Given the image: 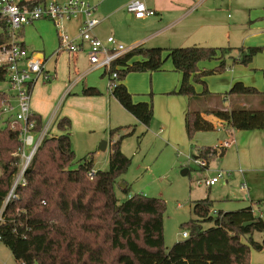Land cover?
I'll list each match as a JSON object with an SVG mask.
<instances>
[{
  "label": "trees",
  "instance_id": "16d2710c",
  "mask_svg": "<svg viewBox=\"0 0 264 264\" xmlns=\"http://www.w3.org/2000/svg\"><path fill=\"white\" fill-rule=\"evenodd\" d=\"M5 40L0 34V44ZM234 50L236 56L231 55ZM261 51L259 47L163 49L138 46L115 63L119 67L118 83L111 95L142 126L148 127L153 118L152 102L132 101L123 83L129 73L158 72L170 61L174 71L181 74L175 94L188 100L204 98L211 95L205 88L204 78L222 73L226 59L233 65L247 66ZM205 61L219 64L212 70L200 71L198 64ZM196 84L203 86L201 94L195 93ZM82 95L96 97L100 92L88 87L82 90ZM226 95L258 97L260 108L206 110L203 115L188 110L184 124L189 140L197 132L215 129L204 115L213 116L234 131H264L261 93L236 82ZM3 98L0 93V102ZM30 119L34 121V131L40 132L41 118L32 114ZM56 127L61 134L42 139L24 172V185L17 186L16 197L2 212L0 243L10 251L16 264H251L250 250L264 249V213L263 217H258L251 207L213 212L209 198L194 202L195 218L180 226L187 229L188 237L166 249L164 201L129 195L127 185L124 188L119 185L120 177L131 165V159L121 152V142L131 136L133 130L111 143L108 169L94 172L90 179L94 153H89L77 162L76 169H71L75 156L68 133L69 119H58ZM120 130H111L110 136ZM21 146L17 131L0 127V209L20 170L18 150ZM224 150L197 148V154L209 164L212 159H220ZM116 186L122 199L116 195ZM245 223L250 224L243 226ZM205 224L210 226L205 228ZM255 233L262 236L261 241L253 240Z\"/></svg>",
  "mask_w": 264,
  "mask_h": 264
},
{
  "label": "crops",
  "instance_id": "0c3cea01",
  "mask_svg": "<svg viewBox=\"0 0 264 264\" xmlns=\"http://www.w3.org/2000/svg\"><path fill=\"white\" fill-rule=\"evenodd\" d=\"M45 1L63 3L66 0ZM83 1L97 7L95 17L100 23L95 28L94 34L99 39L112 36L113 29L104 30L101 26L118 14H126V18L132 19L137 25L145 26L149 22H153L158 26L157 31L149 35L132 36L129 39V48L146 46V48L172 49L187 47L189 45L186 44L192 40L191 43L194 45L190 47L221 48L225 45H240L241 42L243 45L262 48V51L254 57L249 65L235 66L230 72L208 81V85L211 82L217 83L218 90L212 91V94H220L225 101L224 95L233 84L241 82L244 86L254 88L262 94L264 110V0H146L143 4L154 11L155 16L145 19H135L133 16H129L122 5H116L113 1ZM132 1L139 0H127V4ZM99 7H101L100 12ZM79 25L80 21L78 20L67 24L66 28L71 35H74ZM19 41L30 53H35L37 57L44 60V73L50 76L49 81L38 79L34 84L30 100L31 112L41 118L42 125L45 122L51 123L50 135L53 136L61 134L56 127V121L61 118L69 119L70 141H72L71 137L75 136V138L72 137L73 143L77 144V138L80 136L83 138L85 147H89L88 149L92 151L99 139L105 137L106 132L109 131L110 134V131L119 125L120 113L117 106L120 104L114 99L108 88L105 90L103 85L96 82L95 79L87 80L89 74L97 71L90 70L86 58V45H84L83 51L72 56L65 52L58 53V31L51 22L44 20L24 26L19 33ZM208 63V65L205 62L199 63V70H212L219 64L218 61ZM157 73L159 75L151 78L153 89L165 94L177 92L181 74L174 71L170 61H167L162 70ZM100 77H103V73ZM208 77L204 78L205 84ZM124 82L131 95L137 91L138 86L135 84L134 78H126ZM145 85L146 83L143 86ZM88 87L96 88L100 95L96 97L83 96L82 90ZM194 90L196 94L202 93L198 86H194ZM217 92L223 93L218 94ZM149 95L147 100L135 102L132 99V101L134 103L149 102L151 94ZM214 95L205 98V106L196 104L195 111L201 112L203 115L206 110H230L233 107L230 104L228 108L221 106ZM201 98L196 99L203 101L204 99ZM186 102L187 107L183 119L186 112L190 110V100L186 98ZM233 103L236 108L248 110L260 108V99L255 96L233 97ZM204 119L209 121L215 129L211 132H197L194 135V138L196 137L200 141L197 145L200 148H214L221 147L224 142L229 143L219 161L220 170L225 175L224 179L220 181L222 183H219L226 188L239 190L238 193H234L229 189L230 195L223 201L222 210L218 211L228 212L251 207L254 215L263 217L264 131H234L211 115H204ZM136 122L138 121L136 120ZM149 127L150 125L145 128ZM159 133L165 135L166 132L162 129L159 130ZM112 142L114 141L106 143L104 149L109 147ZM208 169L209 164L206 171ZM242 184L245 185L244 191H240ZM211 211H217L213 205Z\"/></svg>",
  "mask_w": 264,
  "mask_h": 264
},
{
  "label": "rangeland",
  "instance_id": "374dc122",
  "mask_svg": "<svg viewBox=\"0 0 264 264\" xmlns=\"http://www.w3.org/2000/svg\"><path fill=\"white\" fill-rule=\"evenodd\" d=\"M110 1L116 3V5H122L124 8L127 5V0H109V2ZM139 1L143 3L146 0ZM100 11L101 7H99V12ZM101 28L104 30L113 29L114 32L111 34L117 43L125 48H129V39L132 36L142 37L149 35L157 31L158 26L153 22H149L145 26L137 25L132 19H127L126 14H118L113 17L111 21L107 20ZM169 35H172V33H169ZM191 42H193V40L186 44L189 45L187 47L194 45ZM239 44L240 45L234 46L225 45L221 48H257L254 45H243L241 42ZM231 55L236 56V51L234 50ZM208 62L210 61H205V64L208 65ZM235 66L242 65H233L230 59H226V69L220 74L211 75L208 77V80H206L205 88L211 95H205L204 98H201L204 99L203 101L196 98L190 99V111L196 110V104L198 106H205V98L213 96L214 94H212V91L218 90L217 83L211 82L208 85V81H211L213 78H219L220 75L222 76L230 72ZM102 72L103 71L98 70L97 72L89 74L87 80L90 81L95 79L96 82H99L103 85L104 89L107 90L108 78L107 75L100 77ZM155 75H159V73H129L126 76V78H134V82L138 86L137 91L132 94L133 101L138 102L147 100L149 99V94H151L150 100L153 105V118L150 127L146 129L136 122L133 116L127 113L121 106H117L119 107L120 113L118 122L120 123L114 129H121L117 135L110 136L109 131L106 132L105 137L99 139L96 147L92 151L88 149L89 147H85L82 137L78 136L77 144L73 143V138H75V136H72L73 138L71 137V146L75 156L71 169H76L79 160L86 157L90 152H95L93 154V171H106L108 169L110 149L108 146L104 150L101 149L103 148V143L109 144L110 141H116L119 137L125 136L133 130V134L124 137L121 142V152L131 159V165L127 172L120 177L119 185H127L129 195H141L147 198L162 199L164 201L163 237L164 246L166 249H169L176 242L184 240L181 237V233L187 231V229L181 228L180 226L195 218L192 213V205L194 202L209 198L214 201L213 207L217 211L222 210L224 205L223 201L230 195L229 189L233 190L234 193H238L239 190L237 191L234 188L221 186L223 185L220 184L222 182L211 189L197 184L198 181L206 177H213V174L221 169L219 164L220 159L210 160L208 171H206V169H200L193 163L194 159L198 158L197 148L200 147L197 144H199L200 141H198L196 137L189 140L185 134L183 117L187 107L186 98L182 95L175 94L174 91L165 94L153 89L151 86V78ZM144 83H146L145 86H143ZM195 86H198L201 92L204 90L203 86L200 84H196ZM5 87V84H1L0 90L5 89ZM214 96L221 106L228 108L230 104L234 107V96H227L225 94V101H223L224 99L220 94ZM226 99L228 100L226 101ZM46 126H48V133L51 129V123L49 122H45L41 130ZM0 127L3 126L0 124ZM162 129L166 132L165 135H160L159 130ZM28 150L29 147L26 148V152H28ZM184 170L187 172L185 175H182L181 173ZM15 179H17V176ZM115 192L119 199L123 198L117 186L115 187ZM209 226L210 224L204 225L205 228ZM253 240L257 242L261 241V235L255 233L253 235ZM250 263L264 264V249L262 251L251 249ZM0 264H16L10 251L1 243Z\"/></svg>",
  "mask_w": 264,
  "mask_h": 264
},
{
  "label": "built area",
  "instance_id": "2783aa9c",
  "mask_svg": "<svg viewBox=\"0 0 264 264\" xmlns=\"http://www.w3.org/2000/svg\"><path fill=\"white\" fill-rule=\"evenodd\" d=\"M129 16L135 19L154 17L155 12L148 9L139 1H132L125 7ZM97 7L83 0H66L63 3L46 2L45 0H34L24 2L22 0H0V34L6 38L0 44V85L5 84V89L0 90L4 98L0 102V124L17 131L22 143L18 150L21 160L17 179L14 180L11 189L0 209V225L4 224L2 212L5 205L15 198L17 186L24 185L23 175L30 165L32 157L37 151L42 139L50 135L47 133L48 126L40 132L34 131V121L30 119L31 93L38 79L49 81L50 76L44 73V60L30 53L19 41V33L24 26L36 21L44 20L51 22L58 31L57 52H65L75 55L83 51L86 45V58L91 71H103L107 75V88L111 90L118 83L119 67L115 63L124 55L130 53L134 48H125L118 44L114 37L99 39L94 30L100 21L95 17ZM80 21L79 27L74 35H71L66 25L74 21ZM49 134V135H47ZM229 146L224 142L221 147L214 149H225ZM29 147L28 152L26 148ZM200 169L207 168L208 163L195 158L193 162ZM94 174L92 170L88 176L91 179ZM224 173L218 170L210 178L197 182L206 188H211L224 179ZM245 190V185H240V191ZM181 237L186 239L188 232L183 231Z\"/></svg>",
  "mask_w": 264,
  "mask_h": 264
},
{
  "label": "water",
  "instance_id": "95a60500",
  "mask_svg": "<svg viewBox=\"0 0 264 264\" xmlns=\"http://www.w3.org/2000/svg\"><path fill=\"white\" fill-rule=\"evenodd\" d=\"M105 146H106V143H103V149H104ZM186 172H187V171L184 170V171H182L181 174H182V175H185ZM125 186H126L125 184H122V185H121V187H123V188H124ZM249 224H250V223H245L243 226H248Z\"/></svg>",
  "mask_w": 264,
  "mask_h": 264
}]
</instances>
